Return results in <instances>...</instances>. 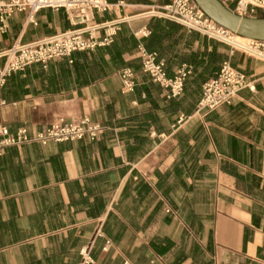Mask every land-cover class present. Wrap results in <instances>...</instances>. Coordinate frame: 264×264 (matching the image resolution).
I'll return each mask as SVG.
<instances>
[{
	"label": "crops",
	"instance_id": "1",
	"mask_svg": "<svg viewBox=\"0 0 264 264\" xmlns=\"http://www.w3.org/2000/svg\"><path fill=\"white\" fill-rule=\"evenodd\" d=\"M173 1L109 0L113 10L90 25L119 21L110 45L7 79L0 127L36 132L64 116L104 131L0 156V264H77L86 246L94 264H264V60L163 16ZM35 21L9 18L0 53L72 29L62 10ZM145 29L148 37L137 35ZM140 46L166 61L170 77L191 68L181 97L167 99L142 71ZM226 61L253 90L197 112L203 85ZM125 68L136 77L131 94L122 93Z\"/></svg>",
	"mask_w": 264,
	"mask_h": 264
},
{
	"label": "built area",
	"instance_id": "2",
	"mask_svg": "<svg viewBox=\"0 0 264 264\" xmlns=\"http://www.w3.org/2000/svg\"><path fill=\"white\" fill-rule=\"evenodd\" d=\"M225 6L227 3L234 6L231 9L243 17L255 18L259 10L264 11V0H220ZM123 2L118 3L121 6ZM228 7V6H227ZM114 5L109 0H0V33L7 32V20L17 13H27L30 23L37 25L35 16L41 10L64 11L72 29L42 40L28 44H14L10 49L0 53L4 58L0 66V92L6 85L7 79L14 73L24 71L32 65L39 64L46 68L48 64L57 59L69 58L73 53L92 50L96 47L108 46L113 42L115 30L119 21L90 25L95 13H106L113 10ZM167 18L176 21L189 30L197 31L210 38L223 42L231 47V51L246 52V55L264 60L244 49L232 45L225 39L233 32L220 26L210 19L197 5L195 0H174L165 7ZM163 15V16H164ZM108 28L105 38L98 41L96 30ZM149 30H140L137 35L148 37ZM251 47L264 52V41L255 40ZM142 71L149 75L153 82L167 91V99H177L184 93L185 83L191 74L188 65H182L173 76H169L166 70V61L159 59L157 53L148 52L143 46L139 47ZM122 83V93L131 94L136 88L135 73L130 68L119 72ZM245 88L253 90L247 76L236 70L226 61L222 64L217 75L209 79L202 88V97L197 106V112L213 111L224 105H231L238 93ZM1 104H5L2 101ZM186 117L181 115L173 127L180 126ZM104 127L98 122L86 117L79 121H68L65 117H59L48 128L31 132L23 127L15 133L10 132L6 126L0 127V156H3L8 147L19 146L27 143H64L88 139L95 141L103 133ZM81 259L77 264H94L91 254V246L80 250Z\"/></svg>",
	"mask_w": 264,
	"mask_h": 264
},
{
	"label": "water",
	"instance_id": "3",
	"mask_svg": "<svg viewBox=\"0 0 264 264\" xmlns=\"http://www.w3.org/2000/svg\"><path fill=\"white\" fill-rule=\"evenodd\" d=\"M195 2L210 19L227 30L246 38L264 41V18L240 16L220 0H195Z\"/></svg>",
	"mask_w": 264,
	"mask_h": 264
},
{
	"label": "bare ground",
	"instance_id": "4",
	"mask_svg": "<svg viewBox=\"0 0 264 264\" xmlns=\"http://www.w3.org/2000/svg\"><path fill=\"white\" fill-rule=\"evenodd\" d=\"M225 39L232 45L264 59V52L259 53V50H257L255 47H251V44L255 43L254 39L246 38L236 33L229 34V36H226ZM243 53L246 54V52Z\"/></svg>",
	"mask_w": 264,
	"mask_h": 264
},
{
	"label": "rangeland",
	"instance_id": "5",
	"mask_svg": "<svg viewBox=\"0 0 264 264\" xmlns=\"http://www.w3.org/2000/svg\"><path fill=\"white\" fill-rule=\"evenodd\" d=\"M227 6H228V8L229 9H233L234 8V6L232 5V4H229V3H227ZM259 16H262V17H264V11H262V10H259L258 12H257V14L255 15V17H259ZM15 27V29H12V32H11V36L12 37H14V35L18 32V30H19V28H20V25H15L14 26ZM31 31L33 30V29H30ZM2 38L5 40V39H7L8 38V34H6V35H2ZM244 54V53H243ZM4 61H5V59L4 58H0V65H2V63H4ZM27 69L28 68H26L24 71H20V72H17V73H14V74H12L11 75V77L10 78H12V77H14V75L16 76V77H23L26 73H27ZM5 87V86H4ZM62 117H64V116H62ZM66 118V117H65ZM58 119V118H57ZM57 119H55L54 121H56ZM68 121H74L73 119H71V118H66ZM54 121H52L51 123H49L48 125H46L45 127H43L42 129H40V130H44V129H46V128H48ZM7 127V126H6ZM29 129V128H28ZM39 129L38 130H36V131H40ZM33 132V131H32Z\"/></svg>",
	"mask_w": 264,
	"mask_h": 264
},
{
	"label": "trees",
	"instance_id": "6",
	"mask_svg": "<svg viewBox=\"0 0 264 264\" xmlns=\"http://www.w3.org/2000/svg\"><path fill=\"white\" fill-rule=\"evenodd\" d=\"M257 18H264V17H262V16H259V17H257Z\"/></svg>",
	"mask_w": 264,
	"mask_h": 264
}]
</instances>
